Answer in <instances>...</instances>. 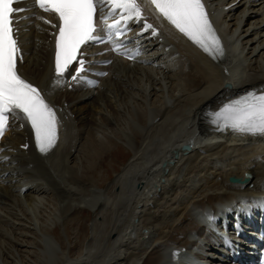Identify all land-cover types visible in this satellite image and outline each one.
Returning a JSON list of instances; mask_svg holds the SVG:
<instances>
[{"label":"bare ground","instance_id":"bare-ground-1","mask_svg":"<svg viewBox=\"0 0 264 264\" xmlns=\"http://www.w3.org/2000/svg\"><path fill=\"white\" fill-rule=\"evenodd\" d=\"M207 1L225 72L164 25L147 45L149 64L115 62L100 86L69 90L50 81V41L37 16L21 32L19 71L55 107L58 139L45 155L30 143L17 166L3 162L0 264L211 263L212 223L264 200V137L210 122L233 95L264 87V0H238L225 13ZM16 127L9 147L19 152L26 132ZM119 144L131 153L107 180L98 154ZM97 168L103 188L88 180ZM81 210L91 213L87 232Z\"/></svg>","mask_w":264,"mask_h":264},{"label":"snow or ice","instance_id":"snow-or-ice-1","mask_svg":"<svg viewBox=\"0 0 264 264\" xmlns=\"http://www.w3.org/2000/svg\"><path fill=\"white\" fill-rule=\"evenodd\" d=\"M17 2L19 0H0V137H3L11 120L23 118L31 126L38 150L47 153L54 148L58 139V119L40 90L18 74L19 48L15 37L17 29L14 27L17 21H14L13 14L25 9L14 8ZM145 2L150 3L172 28L211 58L218 59L224 55L223 45L203 0ZM34 4L42 11L54 13L58 17V25L45 20L53 28H58L54 33L55 76L58 82H63L62 78L74 63L78 66L72 80L84 79L81 73L86 71V60L82 48L89 42H104V37L99 33L108 36L109 42L114 45L113 51L124 48L125 51L120 54L134 58L123 42L118 40L125 35V30L119 26L121 23L127 25L131 20L144 19L139 0H34ZM117 12L119 19L107 23ZM143 29H151L153 36L158 35L152 24L144 23ZM113 35L116 40H113ZM134 51L139 55L138 49ZM210 118L219 129L231 128L240 133L264 137V90L259 94L248 92L230 100L219 110L210 113ZM176 255L178 253H173L174 257Z\"/></svg>","mask_w":264,"mask_h":264},{"label":"rangeland","instance_id":"rangeland-1","mask_svg":"<svg viewBox=\"0 0 264 264\" xmlns=\"http://www.w3.org/2000/svg\"><path fill=\"white\" fill-rule=\"evenodd\" d=\"M16 153L19 154L18 151ZM99 155L100 154H98L97 163L100 162L101 165H103L105 167L104 169L107 171V174H108L107 180H108V179H112L114 174L120 170V166H122L128 160V158H129L128 156H130V151L128 150V148L119 144V147L117 149H113L111 152H107L101 158H99ZM101 165H99V166H101ZM97 171H98V168L95 171H92V172L90 171L88 173V175L90 177V178H88V180L89 179L90 180L95 179L94 182L99 187L101 185V187L103 188L105 186L107 180L102 179L101 173L99 174L98 173L99 171L98 172ZM97 174H99V175H97ZM78 216H80L79 217L80 221H79L78 225L81 222V225H82L81 227L84 229L85 232H87L89 229L88 224H87V220L91 218V213H89L87 210H81V212L78 214ZM83 219L85 221H83ZM171 237L172 238H175V237L181 238V235L178 233H176V234L172 233Z\"/></svg>","mask_w":264,"mask_h":264}]
</instances>
